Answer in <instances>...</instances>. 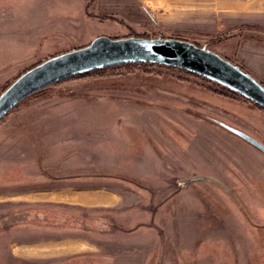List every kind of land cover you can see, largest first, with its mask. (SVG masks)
<instances>
[{
    "label": "rangeland",
    "instance_id": "374dc122",
    "mask_svg": "<svg viewBox=\"0 0 264 264\" xmlns=\"http://www.w3.org/2000/svg\"><path fill=\"white\" fill-rule=\"evenodd\" d=\"M101 1L88 8L130 12ZM209 1L208 11L234 12L215 7L202 22L194 14L174 22L157 5L120 23L83 18L81 0H0V8L12 17L49 4L36 29L21 23L17 32L41 41L34 56L17 52L33 58L23 69L97 35L176 37L264 82V41L247 35L264 33V0ZM8 72L0 89L14 79ZM215 90L179 68L130 64L53 83L13 107L0 119V264H264V151L238 133L264 146V111ZM82 185L113 201L81 205L50 195ZM54 224L59 237L91 248L53 259ZM221 230L229 236L218 238L221 246L240 236L248 248H216L215 238L208 248H182Z\"/></svg>",
    "mask_w": 264,
    "mask_h": 264
},
{
    "label": "water",
    "instance_id": "95a60500",
    "mask_svg": "<svg viewBox=\"0 0 264 264\" xmlns=\"http://www.w3.org/2000/svg\"><path fill=\"white\" fill-rule=\"evenodd\" d=\"M171 65L217 81L264 108V86L205 47L176 37L95 36L87 45L54 54L26 69L0 92V118L27 95L65 77L123 62ZM264 151V146L241 133Z\"/></svg>",
    "mask_w": 264,
    "mask_h": 264
},
{
    "label": "crops",
    "instance_id": "0c3cea01",
    "mask_svg": "<svg viewBox=\"0 0 264 264\" xmlns=\"http://www.w3.org/2000/svg\"><path fill=\"white\" fill-rule=\"evenodd\" d=\"M104 3V1L102 2L101 0H92L91 5L93 3ZM109 2H113L114 4H120L123 7H126L128 10H130V12L128 13L127 11L120 10L117 14L115 15H106V14H100L96 11V9L91 10L90 8H88V12L91 13V16H111L113 17L115 20H118V22L120 23H124L123 21L129 20V22H132L133 19L135 17H138L139 14H142L143 16H146V14L149 16V14L152 13V9L157 6V5H161L164 6L165 10H166V19H168L169 21H174V22H180L183 20H187L189 19L190 15H198L199 16V20L202 22L204 20V18L206 16H208L211 11L215 8V7H221L223 8L225 12H234L233 9L228 8V7H223V6H212L210 7V11H208V8L203 7V3H208L207 0H105V3H109ZM210 3L212 2L211 0L209 1ZM40 3V2H39ZM35 4V5H30L27 6L24 9V13L23 15H17V16H12V17H8L7 15L4 14L2 8H0V63H2L0 65V76H2L1 72L4 71H9V74H5L6 76H9L10 80L12 78H14L17 74H19V72L24 68V66L26 65L27 61L33 59L31 57V59L29 58H25L24 59H18L15 56H17V52H21L20 54H24L25 50L28 48L31 51V55L34 56V53L36 52L34 50L35 49H39L40 46V42L41 41H37V44H35L32 40H27L24 39V31L21 32V34L17 33L19 32L18 30H24V28H21V23L22 25L29 23L27 26L30 30L36 29L34 28L36 23H39L40 20L42 19V10L45 9L47 6H49V4H44V6H41L40 4ZM81 3L83 4V10H82V14L81 16L83 18H85L84 14L85 12V0H81ZM90 5V7H91ZM192 6V7H190ZM23 9V8H21ZM151 9V10H149ZM207 12H209V14H207ZM27 13V14H26ZM57 15V14H56ZM65 15V14H64ZM152 15V14H151ZM59 16L62 17V15H57L56 17L59 18ZM90 16V15H89ZM88 16V17H89ZM60 17V18H61ZM91 18V17H90ZM92 18H96V17H92ZM106 20V17H103ZM70 22H73V19H70ZM127 23V22H126ZM129 24V23H127ZM23 25V26H24ZM64 26V25H63ZM21 28V29H20ZM24 34V35H23ZM38 32H33L32 31V35L35 38H38ZM31 39V38H29ZM264 41V39H262ZM26 48V49H25ZM73 47H70V49H72ZM70 49H66V50H70ZM64 50V51H66ZM26 55V54H25ZM20 56V55H19ZM3 83L1 82V77H0V86ZM10 156V154H9ZM2 168V167H0ZM3 169V168H2ZM22 173H24V170L22 168ZM25 174V173H24ZM25 178V177H24ZM84 183V182H83ZM74 188V187H72ZM78 190H73L70 189V191L68 193L65 194H60L59 192L56 193H52L51 192V196L52 195H65L66 197H76L78 198L77 200H73V201H69L70 203H75V204H81V205H94V204H107L106 202H104L103 200H108V201H113L111 194L112 193H106L105 192H99L96 193V195H90L91 193L89 191H87V187H83L80 186L78 187ZM49 195V196H50ZM53 199V198H52ZM92 199V200H90ZM60 199H58L57 201H59ZM66 201V200H65ZM83 222V220H82ZM58 225L54 224L53 225V245L50 246L49 248H53V259H57V260H66L67 257L62 258L63 256H67V254H73V253H78V252H82V251H86L89 250V248H91V243L89 242V240L86 239H74L73 235H68L65 234V237H59L58 236ZM67 228V227H65ZM73 228V227H70ZM101 232H106L105 230L101 231ZM197 232V231H195ZM223 237L225 240L229 237L227 235L226 232L224 231H220L217 233H210L208 236L205 237H201L198 240H196L197 238H195L196 243L191 246H186L184 245L182 248H208L209 245L207 244V239H214L217 242L218 246L216 248H248L245 246V243L243 240H241V237H238V241L236 243V245H220L221 241H218V238ZM231 237V236H230ZM192 240V239H191ZM211 240V241H212ZM220 240V239H219ZM193 241V240H192ZM227 243H229L227 241ZM213 244V243H212ZM211 248H213L211 246Z\"/></svg>",
    "mask_w": 264,
    "mask_h": 264
},
{
    "label": "trees",
    "instance_id": "16d2710c",
    "mask_svg": "<svg viewBox=\"0 0 264 264\" xmlns=\"http://www.w3.org/2000/svg\"><path fill=\"white\" fill-rule=\"evenodd\" d=\"M89 5H90V3H89V1H88V2L86 3V6H85V12H86L87 15H90V16H91V13L88 12V7H89ZM247 35L250 36V37H255V38H257V39H264V33H260V32H256V33H255V32H253V31H250V32L247 33ZM126 36H130V35H126ZM126 36H121V37H126ZM117 37H120V36H114V38H117ZM88 43H89V42H88ZM88 43L83 44V45H81V46H79V47H82V46H84V45H87ZM46 58H47V57H46ZM224 58H226V57H224ZM226 59H228V58H226ZM43 60H44V59H43ZM228 60L231 61L230 59H228ZM41 61H42V60H39V61H37V62H35V63L29 65L28 67H26L25 69H23L20 73L24 72L26 69H28V68H30V67L36 65L37 63H39V62H41ZM130 64H132V65H134V64H145V65H149V64H158V63H154V62H143V61H140V62H123V63H117V64H113V65H108V66H104V67H99V68H95V69H91V70L83 71V72H80V73H77V74H74V75H71V76L65 77V78H63V79H61V80H58V81H56V82H60V81H63V80H65V79L72 78V77H84V76H89V75H92V74H94V73H98V72H99L100 70H102V69H106V68H110V67H115V66H120V65H130ZM159 65H164V66H169V67H173V68H178V67H175V66L165 65V64H159ZM179 69H181V70H183V71H186V72H188V73H192V74H195V75L201 76V77H203V78H205V79L211 81L212 83H214L215 85H217V86L220 88L219 91H218V90H215V92H218L219 94H221V95H223V96H225V97H228V98H231V99H236V100H237L238 98H242V99H244V100L250 101L255 107H257V108H259V109H261V110L264 111V108H263V107L259 106L258 104L252 102L251 100L247 99V98L244 97L243 95H241V94H239V93L233 91V90L230 89L229 87H227V86H225V85H223V84H221V83H219V82H217V81L211 80V79H209V78H207V77H205V76H202V75L196 74V73L191 72V71H189V70H185V69H182V68H179ZM20 73H19V74H20ZM19 74H17V75L14 77V79H15ZM10 82H11V81H10ZM10 82H9V83H10ZM56 82H54V83H56ZM259 82L264 86V82H263V81H259ZM9 83L4 84V85L1 87L0 92H1L3 89H5L6 86H7ZM52 84H53V83H52ZM50 85H51V84H50ZM47 86H49V85H47ZM47 86H45V87H47ZM45 87H43V88H41V89H39V90L34 91L33 93L27 95L26 97L31 96V95H33V94H35V93L41 91V90L44 89ZM26 97H24L23 99H21L20 101H18L13 107H15L18 103H20V102H21L22 100H24ZM13 107H12V108H13ZM12 108H11V109H12ZM11 109H10V110H11ZM10 110H9V111H10ZM9 111H8V112H9ZM8 112H7V113H8ZM7 113H6V114H7ZM6 114H5V115H6ZM5 115H4V116H5ZM4 116H2V117H4ZM2 117H1V118H2ZM1 118H0V119H1Z\"/></svg>",
    "mask_w": 264,
    "mask_h": 264
}]
</instances>
